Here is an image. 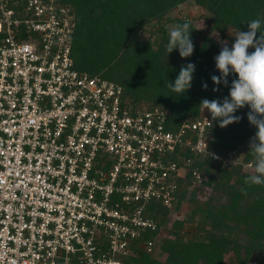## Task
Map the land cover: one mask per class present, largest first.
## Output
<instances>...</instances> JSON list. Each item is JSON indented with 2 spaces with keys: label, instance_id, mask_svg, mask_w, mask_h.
<instances>
[{
  "label": "built area",
  "instance_id": "built-area-1",
  "mask_svg": "<svg viewBox=\"0 0 264 264\" xmlns=\"http://www.w3.org/2000/svg\"><path fill=\"white\" fill-rule=\"evenodd\" d=\"M24 4L0 0V264H134L156 249L136 245L158 228L150 202L172 210L205 159L241 160L210 150L207 112L173 131L165 109L78 70L70 7Z\"/></svg>",
  "mask_w": 264,
  "mask_h": 264
},
{
  "label": "trees",
  "instance_id": "trees-1",
  "mask_svg": "<svg viewBox=\"0 0 264 264\" xmlns=\"http://www.w3.org/2000/svg\"><path fill=\"white\" fill-rule=\"evenodd\" d=\"M59 1L70 7L76 17L73 58L77 69L123 86L134 103L165 109L173 131L187 119L195 121L207 112L200 108L203 99L223 101L229 96L232 80L238 77L230 75L228 87L221 84L218 91L213 90L217 86L211 79L213 75L220 76L214 58L220 54L221 42L231 40L230 31H249L247 23L251 20L264 21V0ZM189 1L207 13L209 33L197 29L187 17L168 18ZM25 2L14 0L12 8L18 11ZM166 19L172 25L190 22L194 44L191 57L182 59L178 50L171 54L166 51L168 23L155 29ZM143 32L150 34L146 41L141 39ZM189 63L195 65L192 87L180 96L166 85L175 81L182 65ZM249 111L248 107L239 110L236 115L242 117L241 122L227 128L213 121L211 131L210 150L221 155L232 152L241 164L224 166L205 159L206 179L194 186L188 176L172 210L160 202H150L147 214L158 228L146 232L136 245L157 240L156 249L136 250L131 262L264 264V187L244 183L246 177L255 174L244 168L253 164L249 143L257 131L248 121ZM245 144L248 149L241 155ZM187 206L191 207L189 214L177 218L176 214Z\"/></svg>",
  "mask_w": 264,
  "mask_h": 264
},
{
  "label": "clouds",
  "instance_id": "clouds-1",
  "mask_svg": "<svg viewBox=\"0 0 264 264\" xmlns=\"http://www.w3.org/2000/svg\"><path fill=\"white\" fill-rule=\"evenodd\" d=\"M262 24L264 21L259 18L248 22L249 31L239 30L234 36L235 43L231 45V48L227 41L221 42L220 54L214 58L220 76L211 77L217 86L213 90L218 91L221 84L228 87L230 75L238 79L232 80L229 96L223 101L203 99L200 108L210 113L212 121H219V127L222 129L240 123L242 117L237 116L236 113L245 107L250 109L247 113L248 121L257 129L255 136L250 140L248 153L254 158L252 166L255 174L246 177L244 183L248 186L264 187V30H262ZM191 32L190 22L171 25L166 45L168 54L178 50L182 59L191 57L194 52ZM250 48L254 51L249 52ZM194 72V64L182 65L175 81H170L166 87L180 96L185 94L192 87ZM203 87L207 90V84ZM242 193L247 194L243 189Z\"/></svg>",
  "mask_w": 264,
  "mask_h": 264
},
{
  "label": "rangeland",
  "instance_id": "rangeland-1",
  "mask_svg": "<svg viewBox=\"0 0 264 264\" xmlns=\"http://www.w3.org/2000/svg\"><path fill=\"white\" fill-rule=\"evenodd\" d=\"M183 18V17H187L188 19H191L194 23V25L196 26L197 29H199L202 32L205 33H209V26H208V18H207V13L200 8L199 6H197L193 1H189L188 3H185L184 5H182L181 7H179L178 10H176L173 14H170V16H168V18ZM168 19H166L165 21H163L162 23L158 24L156 26V30L160 29L161 25H163L164 23L167 24L168 23ZM172 24L168 23L167 24V28L170 31V26ZM237 32L235 31H230L229 32V37L231 38V40H225L228 42V46L231 47L232 43H235V35ZM150 34L143 32L141 34V39L142 40H147L149 39ZM220 40V37H218ZM224 40H222L223 42ZM232 42V43H231ZM248 149V144H245L241 150V155L247 151ZM251 169L249 168H245V172H250ZM191 211V207L187 206L185 207L181 212L176 214L177 218L183 219L184 217H186L187 214H189V212Z\"/></svg>",
  "mask_w": 264,
  "mask_h": 264
}]
</instances>
